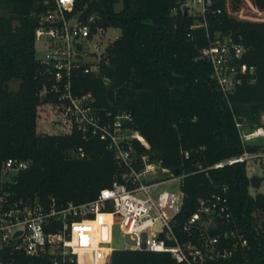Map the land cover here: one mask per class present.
I'll return each instance as SVG.
<instances>
[{"label": "trees", "instance_id": "16d2710c", "mask_svg": "<svg viewBox=\"0 0 264 264\" xmlns=\"http://www.w3.org/2000/svg\"><path fill=\"white\" fill-rule=\"evenodd\" d=\"M181 2L76 0L75 11L84 7L82 17L94 14L97 25L121 32L105 48L98 73L75 78V93L92 92L94 105L113 114L129 112L128 125L150 145L146 150L135 141L138 151L186 174L181 185L184 213L194 211L197 198L227 188L230 209L248 244L231 259L212 264H264V193L249 194L245 165L198 171V165L243 151L234 116L254 125L264 114V0H217L204 17L176 11ZM39 9L38 0H0V165L10 157L29 161L5 189L20 197L80 204L111 186L119 165L97 137L38 131L39 92L48 84L35 56ZM194 24L201 25L191 28ZM217 33L241 43L244 62L256 68L255 82L238 86L228 97L211 78L210 63L200 58ZM13 80L18 82L15 89L10 87ZM78 148L84 157L75 156ZM184 218L181 213L179 219ZM79 256V264L96 262L89 249ZM110 264L178 263L167 252L114 249Z\"/></svg>", "mask_w": 264, "mask_h": 264}, {"label": "built area", "instance_id": "2783aa9c", "mask_svg": "<svg viewBox=\"0 0 264 264\" xmlns=\"http://www.w3.org/2000/svg\"><path fill=\"white\" fill-rule=\"evenodd\" d=\"M75 1L38 0L33 35L35 44L44 47L43 55L36 59L45 69L48 84L39 92L42 103L36 123L40 132L50 135L77 131L84 139L104 141L119 165L123 183L117 181L116 173L111 186L103 188L94 200L80 204L38 195L20 197L5 187L18 171L28 168L29 161L7 158L0 165V264H79L80 251L87 249L94 252L95 264H110L114 250L111 227L131 235L135 242L131 249L167 252L178 264L231 259L247 247L248 240L230 209L227 188L197 198L194 211L184 213L181 185L186 174L180 171L176 175L150 152L138 151L135 141L146 150L150 145L128 125L132 121L129 112L113 114L94 105L92 92L75 93L76 77L99 71L105 49L99 53L97 38L106 29L97 25L94 14L82 17L84 7L75 11ZM216 1L183 0L176 11L183 12L186 7L188 15L204 17ZM75 43H81L80 51ZM88 43H93V52H89ZM245 52L241 43L219 33L201 51L200 58L210 63V76L225 97L256 80L255 66L243 60ZM90 53L96 60L85 59ZM40 108L43 111L39 113ZM263 116L254 125L234 116L243 151L206 167L198 165V171L208 173L243 163L248 179L255 174L250 163L264 159ZM183 154L188 158L187 151ZM75 156L84 157L82 148ZM174 181H179V194L166 187ZM181 213L184 219H179ZM99 215L109 220H99Z\"/></svg>", "mask_w": 264, "mask_h": 264}, {"label": "rangeland", "instance_id": "374dc122", "mask_svg": "<svg viewBox=\"0 0 264 264\" xmlns=\"http://www.w3.org/2000/svg\"><path fill=\"white\" fill-rule=\"evenodd\" d=\"M121 2L117 3L115 5V9L118 10L121 8ZM116 32L115 29L112 27H108L105 29V31H103L102 33H100V35L97 38V41L99 42L100 45V50L99 53L103 52L104 49L116 38ZM88 47H89V52H93V43H88ZM43 44H41L40 42H37L35 44V56L36 57H40L43 55ZM103 55V54H102ZM86 60L88 61H94L96 60V55L95 54H88L85 57ZM18 82L16 80L11 81L10 83V87L15 89L17 88ZM43 108H40L39 113ZM51 118H54L53 115H51ZM38 131H40L41 127H37ZM250 167L251 169V173H255L257 174L259 177L264 176V159H259V160H252V162L250 163ZM250 169V168H249ZM179 181H174L171 183H168L166 185V187L169 190H172L176 193H180V187L179 185ZM249 194L252 196H255L257 193H264V180L261 182V185L258 189H255L253 187L248 188ZM113 238L111 241V245L113 246L114 249H131L135 242L131 239V235L128 234H123V231H120V229H118L117 227H114V231H113Z\"/></svg>", "mask_w": 264, "mask_h": 264}, {"label": "water", "instance_id": "95a60500", "mask_svg": "<svg viewBox=\"0 0 264 264\" xmlns=\"http://www.w3.org/2000/svg\"><path fill=\"white\" fill-rule=\"evenodd\" d=\"M183 13H184L185 16L188 15L186 7H183ZM120 32H121V29H116V34L117 35L120 34ZM75 47H76L77 50L80 51L81 50V43H75ZM108 87H109V85H107V88ZM107 93H108V89H107ZM174 173L176 175H178L180 173L179 169H175ZM263 180H264V176L259 177L257 174H253L251 177H249V184H250L251 187H253L255 189H258L260 187V185H261V182ZM117 181L119 183H123L119 171H117Z\"/></svg>", "mask_w": 264, "mask_h": 264}, {"label": "bare ground", "instance_id": "6f19581e", "mask_svg": "<svg viewBox=\"0 0 264 264\" xmlns=\"http://www.w3.org/2000/svg\"><path fill=\"white\" fill-rule=\"evenodd\" d=\"M113 231H114V227H113ZM88 250V249H87ZM81 252V251H80ZM80 255V254H79ZM80 257V256H79Z\"/></svg>", "mask_w": 264, "mask_h": 264}, {"label": "crops", "instance_id": "0c3cea01", "mask_svg": "<svg viewBox=\"0 0 264 264\" xmlns=\"http://www.w3.org/2000/svg\"><path fill=\"white\" fill-rule=\"evenodd\" d=\"M263 119H264V116H263ZM39 125H38V123H37V127H38Z\"/></svg>", "mask_w": 264, "mask_h": 264}]
</instances>
